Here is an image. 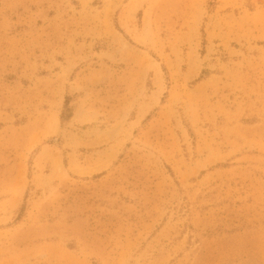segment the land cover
<instances>
[{
    "label": "rangeland",
    "instance_id": "obj_1",
    "mask_svg": "<svg viewBox=\"0 0 264 264\" xmlns=\"http://www.w3.org/2000/svg\"><path fill=\"white\" fill-rule=\"evenodd\" d=\"M0 264H264V0H0Z\"/></svg>",
    "mask_w": 264,
    "mask_h": 264
}]
</instances>
